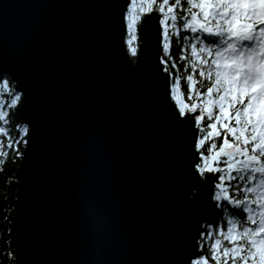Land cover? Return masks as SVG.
I'll return each instance as SVG.
<instances>
[{
    "label": "water",
    "instance_id": "obj_1",
    "mask_svg": "<svg viewBox=\"0 0 264 264\" xmlns=\"http://www.w3.org/2000/svg\"><path fill=\"white\" fill-rule=\"evenodd\" d=\"M129 1L0 0V69L24 94L32 135L17 177L16 264H188L199 254L212 186L194 169L197 131L168 98L155 12L131 61Z\"/></svg>",
    "mask_w": 264,
    "mask_h": 264
},
{
    "label": "snow or ice",
    "instance_id": "obj_2",
    "mask_svg": "<svg viewBox=\"0 0 264 264\" xmlns=\"http://www.w3.org/2000/svg\"><path fill=\"white\" fill-rule=\"evenodd\" d=\"M145 12H155L160 27L158 63L168 98L177 117H188L198 129L194 169L201 181H210L212 200L226 218L224 227L201 225L199 254L188 264H264V0H130L123 22L132 56L138 51L131 47L133 41L147 21L136 25L135 35L133 26ZM174 41L185 53L178 59L187 61L183 73L192 103L177 98L184 93L171 53ZM3 75L0 69V79ZM22 102V92L0 100L2 157L9 154L5 147L22 156L21 148L32 139L27 127L22 139L10 136L6 128L11 110Z\"/></svg>",
    "mask_w": 264,
    "mask_h": 264
},
{
    "label": "trees",
    "instance_id": "obj_3",
    "mask_svg": "<svg viewBox=\"0 0 264 264\" xmlns=\"http://www.w3.org/2000/svg\"><path fill=\"white\" fill-rule=\"evenodd\" d=\"M130 3V1H129ZM139 7V3H138ZM134 12L136 9L133 10ZM147 14L142 13L141 16L136 17V23L133 26V34H136V25H139L143 16ZM183 35V33H182ZM139 46V38L133 41L131 47H136L138 49ZM127 47V51L133 63H136L137 59L136 56L131 55V48ZM171 53L174 58L177 59L178 66L180 68V80H181V87L180 92L184 93L183 97L177 94L178 99H183L187 103H192L187 99L188 92H187V84L185 79V74L183 73L184 64L187 61L180 62L179 56L184 55L185 53L180 52V50L175 46V41L173 42V46L171 49ZM198 78V77H197ZM199 88V85H197ZM16 93L14 88V82L10 80L9 76H5L0 79V100H8L11 96ZM193 99L197 100L195 93H193ZM198 105L201 103L197 100ZM5 107L7 105L5 104ZM196 114H199L197 112ZM195 115V114H189ZM208 123L207 119L204 121V125ZM27 127L26 125L21 123L20 120V111L19 106L15 109H12L9 115V123L6 125V128L9 132V135L14 138H24V128ZM198 132V129H196ZM222 136L220 140H222ZM231 139V136H229ZM220 140L216 141L217 146H220ZM7 140L5 138V144ZM205 144V149L209 146V143ZM26 146L21 148V152H25ZM3 151H8L7 157L0 156V264H16V256H15V247H16V239H15V226L13 223V216H14V209H15V202L18 195V186H17V177L20 171V162L21 157H17L14 152H11L6 147L2 149ZM223 166V165H221ZM211 175V174H210ZM213 178H215L213 176ZM225 216L222 214L221 209H217L215 202L212 200V210L209 217L203 222L205 229H207L208 225H212L215 227H224L225 226ZM207 249H205L206 251Z\"/></svg>",
    "mask_w": 264,
    "mask_h": 264
},
{
    "label": "bare ground",
    "instance_id": "obj_4",
    "mask_svg": "<svg viewBox=\"0 0 264 264\" xmlns=\"http://www.w3.org/2000/svg\"><path fill=\"white\" fill-rule=\"evenodd\" d=\"M17 186H18V185H17ZM210 213H211V209H210V212H209L208 216L210 215ZM208 216H207V217H208ZM207 217L202 218L201 223H202L203 220L206 219ZM13 223H14V216H13Z\"/></svg>",
    "mask_w": 264,
    "mask_h": 264
}]
</instances>
